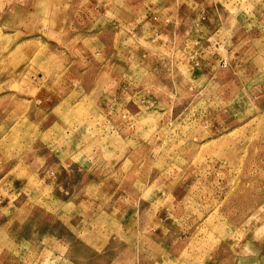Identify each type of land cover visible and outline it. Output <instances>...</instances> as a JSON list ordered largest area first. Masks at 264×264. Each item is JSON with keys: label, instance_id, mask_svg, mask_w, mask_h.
Returning <instances> with one entry per match:
<instances>
[{"label": "rangeland", "instance_id": "obj_1", "mask_svg": "<svg viewBox=\"0 0 264 264\" xmlns=\"http://www.w3.org/2000/svg\"><path fill=\"white\" fill-rule=\"evenodd\" d=\"M2 68L0 264H264V0H0Z\"/></svg>", "mask_w": 264, "mask_h": 264}, {"label": "crops", "instance_id": "obj_2", "mask_svg": "<svg viewBox=\"0 0 264 264\" xmlns=\"http://www.w3.org/2000/svg\"><path fill=\"white\" fill-rule=\"evenodd\" d=\"M25 42H26V40H24V41L21 40V41H20V43H22L21 46H23V45L25 44ZM22 52H23V51H22ZM26 57H27V54L23 56V59H26ZM3 69H4V68L0 69V76L3 74V72H2ZM37 74H38V73H37ZM2 76H3V75H2ZM35 76L39 78V75H36V74H35ZM33 78H34V77H31L30 79L33 80ZM34 79H35V78H34ZM32 84H33V82H32Z\"/></svg>", "mask_w": 264, "mask_h": 264}, {"label": "built area", "instance_id": "obj_3", "mask_svg": "<svg viewBox=\"0 0 264 264\" xmlns=\"http://www.w3.org/2000/svg\"><path fill=\"white\" fill-rule=\"evenodd\" d=\"M224 64L227 63L226 59L223 60Z\"/></svg>", "mask_w": 264, "mask_h": 264}]
</instances>
